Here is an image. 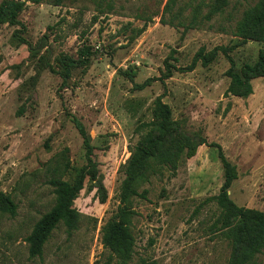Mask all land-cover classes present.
Here are the masks:
<instances>
[{"label":"rangeland","instance_id":"1","mask_svg":"<svg viewBox=\"0 0 264 264\" xmlns=\"http://www.w3.org/2000/svg\"><path fill=\"white\" fill-rule=\"evenodd\" d=\"M23 1L22 37L32 45L46 35L54 56H75L86 41L94 56L86 70H73L66 88L58 75L44 69L35 89L27 92L20 85L34 75L36 62L26 60L27 46L12 41L19 27L0 26V190L17 206L14 217L0 213V264H116L100 231L119 205V169L129 156L128 146L138 139L137 121L150 119L157 96L174 119L207 143L181 163L174 178L154 176L145 187L147 200H133L138 216L131 264H226L230 248L211 231L217 206L207 204L191 216L223 183L219 150L210 145H218L236 167L230 199L264 211V78L252 81L248 98L225 97L230 63L222 53L207 67L198 62L192 71H174L164 83L154 80L143 91H133V83L118 71L134 70V83L141 84L160 77L165 60L185 68L200 49L216 47L230 50L236 68L255 62L263 45L248 41L234 47L238 40L232 32L242 12L258 0H227L222 14L190 30L184 25L209 0H177L171 12H164L167 0H118L107 14H98L89 0H65L60 6ZM145 22V31L132 40ZM72 117L85 126L95 147L107 200L100 204L94 192L82 190L73 203L81 216L78 229L68 236L58 225L42 255L30 258L25 237L54 202L43 165L64 149L72 167L85 164L83 139ZM258 262L264 264V250Z\"/></svg>","mask_w":264,"mask_h":264},{"label":"trees","instance_id":"2","mask_svg":"<svg viewBox=\"0 0 264 264\" xmlns=\"http://www.w3.org/2000/svg\"><path fill=\"white\" fill-rule=\"evenodd\" d=\"M64 1L33 0L32 2H45L48 5L60 6ZM89 1L95 6L98 14H107L113 11L118 0ZM176 3L177 0H167L164 12H171ZM226 5L227 0L202 2L194 10L192 18L184 25L185 30L202 27L204 23L222 14ZM24 7L23 0H2L0 2V26L19 27L14 30L12 41L15 46H27L26 60L36 62L34 75L22 82L21 89L27 92L35 89L44 69L58 75L62 80V87L66 88L73 70L84 71L91 65L94 56L92 47L88 42L82 41L75 56L65 53L54 56V50L46 35L32 45L22 37L26 27L19 17ZM203 9L205 11H202ZM146 23L136 31L132 40L145 31ZM232 34L235 40H238L234 47L246 44L248 41L263 45V48L258 51L255 62L236 68L229 56L230 50L225 47H216L209 52L200 49L195 54L191 65L185 68L176 67L165 60L160 77L147 79L141 84L134 83L136 76L134 70H119L118 73L133 83V91H143L154 80L164 83L172 77L174 71H192L198 62L207 67L215 61L218 53H222L230 63V68L226 71L229 83L224 92L225 97L248 98L253 90L252 81L264 78V0H258L242 12ZM24 62L16 66L20 67ZM23 112V109H20L18 115L21 116ZM150 116L149 120L137 121L134 133L138 139L135 144L128 146L129 156L119 169L121 175L117 193L119 205L100 231L101 243L109 255L115 259L116 264H131L133 261L135 253L133 223L138 216L132 204L133 200L135 198L147 200L148 190L145 187L150 184L154 176L166 173L169 179L174 178L181 163L194 157L198 147L207 143L200 133L187 130L184 121L173 118L170 106L162 101L161 96H157L152 102ZM72 122L83 139L85 164L79 168L72 167L68 150L64 149L43 165L48 178L46 183L52 188L54 202L52 207L35 222L31 232L25 237L30 258L42 255L44 245L58 225L62 224L65 227L68 236L78 229L81 216L73 207V203L82 190L85 189L89 193L94 192V197L100 204H104L107 200L104 178L94 158L95 147L90 143L88 132L80 120L72 117ZM210 146H216L219 150L223 183L217 195L205 199L196 207L191 219L198 215L204 206L214 203L219 214L211 225L213 227L211 231L216 237L227 242L230 248L226 264H259L258 256L264 250V211L237 206L230 199L228 191L238 179L236 167L227 160L218 145ZM45 148L49 150L47 142ZM16 210L17 206L12 197L0 190V213L14 217Z\"/></svg>","mask_w":264,"mask_h":264},{"label":"water","instance_id":"3","mask_svg":"<svg viewBox=\"0 0 264 264\" xmlns=\"http://www.w3.org/2000/svg\"><path fill=\"white\" fill-rule=\"evenodd\" d=\"M88 139H89V137H88ZM90 140V139H89Z\"/></svg>","mask_w":264,"mask_h":264}]
</instances>
